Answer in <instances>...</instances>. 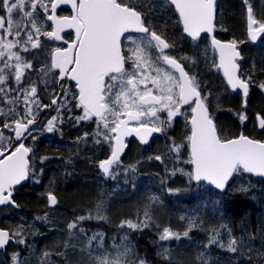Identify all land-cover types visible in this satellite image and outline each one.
Listing matches in <instances>:
<instances>
[{
  "label": "snow or ice",
  "instance_id": "6c2138e0",
  "mask_svg": "<svg viewBox=\"0 0 264 264\" xmlns=\"http://www.w3.org/2000/svg\"><path fill=\"white\" fill-rule=\"evenodd\" d=\"M137 2L0 0V103L6 106L0 107V206L19 207L13 199L15 186L30 175L36 177L30 163L33 148L24 141L30 137L35 142L37 137L33 133L41 128L48 133L59 131V125L64 122L61 109L70 113L72 107L82 112L74 118L77 124L94 120L97 128L94 142L100 144L102 137L109 145L110 155L99 162L106 176H112L114 169L121 166V156L127 147L125 137L135 135L141 144H148L154 133L166 135L176 118L184 117L191 126V134L186 138L190 147L188 163L194 166L187 173L189 180L207 181L223 191L237 174L264 177V141L243 133L230 139L222 136L210 111L208 95L201 92L196 76L189 75L184 64L169 54L167 50L175 45L147 23L145 9L150 10L152 5L141 2L137 7ZM242 2L246 6L248 38L256 42L264 36V18L257 17L251 0ZM61 4H70L75 14L58 16ZM159 7L174 8L183 32L193 42L200 40L202 33L211 35L216 28L217 0H163ZM66 28L75 30L74 39L62 35ZM47 41H63L67 47L50 46ZM211 46L219 53V63L214 66L223 70L231 91L240 90L242 94V110L236 116L243 124L249 119L246 109L250 87L255 84L264 92V82L256 84L252 74L240 73L237 60L241 53L236 40L222 42L212 35ZM260 71L264 73V68ZM66 81L75 82V92L65 86ZM41 90L49 94V103L42 102ZM184 106L190 108V120ZM46 109H54L57 115L41 125L37 117ZM256 120L264 130V114H257ZM5 129L9 135H5ZM182 147L172 142L169 152L179 154ZM46 159L41 157V164ZM149 159L163 163L160 155ZM127 170L135 171V165ZM46 199L49 206L58 203L52 192L46 193ZM157 199L150 197V202ZM96 209L95 217L90 213L68 223L69 235L74 234V229L84 233V228L79 227L82 221L104 219L101 205L97 204ZM46 217L47 214L36 219ZM125 226L134 232L152 227L148 206L143 219L122 221L120 227ZM195 227L197 224L192 219L183 233L164 227L159 231L158 241L179 240L181 235L188 237ZM220 229L228 236L226 243ZM24 231V221L16 230L0 229V251H6L10 243L29 247ZM210 231L212 235L205 248L215 245L235 254L246 247L245 239L234 236L227 225ZM98 237L102 238V234L88 237L89 245ZM122 240L128 241L127 234ZM65 248L75 251L71 244ZM57 255L66 258L67 252ZM133 255L129 242L116 255L101 253L94 260L95 264H148L146 257L137 255L133 259ZM157 255L171 264L169 247L161 244ZM49 256L45 251L40 264H50ZM196 258L201 264H213V257L206 252H199ZM9 260L10 264H28L27 258L17 251L9 254Z\"/></svg>",
  "mask_w": 264,
  "mask_h": 264
},
{
  "label": "trees",
  "instance_id": "16d2710c",
  "mask_svg": "<svg viewBox=\"0 0 264 264\" xmlns=\"http://www.w3.org/2000/svg\"><path fill=\"white\" fill-rule=\"evenodd\" d=\"M237 0H228L226 3H218V14L216 16V33L222 36L225 31L226 39L236 40L239 34H243L245 11L239 9ZM260 11L264 14V3L257 4ZM140 3L137 2V7ZM224 9V13L222 11ZM160 19V18H159ZM163 28L169 26L167 19H160L158 22ZM245 33V31H244ZM178 37L177 34L173 35ZM258 53L247 54V62L242 63L244 67L250 68L251 64L253 69L257 71L254 79L256 84L264 82V73L260 69L264 68V40L259 44ZM247 64V65H246ZM249 71H247L248 73ZM224 80V79H223ZM225 81V80H224ZM249 96L247 97V109L246 113L249 119L241 124L238 120L236 113L242 110V94L240 92H233L227 86L226 82L219 84L211 83L205 89L206 95H208V104L211 113L216 116L220 115L221 124L219 125V131L225 136H235L240 133L249 135L252 138L261 139L264 141V130L258 127L256 115L258 113L264 114V92H262L255 84L250 87ZM45 137H40V142H43ZM86 160L82 159L85 163ZM45 171H47L45 169ZM49 171V170H48ZM47 171V172H48ZM46 172V173H47ZM81 174V186L72 187L70 190L62 191L57 188V206L55 209H61L63 206L65 211L70 215L84 211L96 202L104 200L108 194L102 190H107L101 186L106 185L107 181L101 179L95 180L89 178V176L83 175L84 171L80 170ZM50 175L49 172L47 174ZM51 179H56L54 182L61 186V178L51 175ZM50 181V179L48 180ZM162 177L157 172H146L143 177L130 178L129 197L130 202L134 201V198L143 187L149 188L151 195L158 197L157 201L162 207L158 214H163L164 218H177L184 217L183 220L192 219L196 222L197 227L193 228L189 232L192 237V251L178 249L179 261L184 264H201L197 260V254L199 252H206L213 257V264H226V262H232L233 264H264V178L260 176H253L249 174H237L229 182L225 191H220L215 188L208 187L202 184L198 188H193L190 184H178L179 190H183L184 194L175 196V189L178 186L166 187L171 189L169 194L165 192L164 183H161ZM190 182V181H189ZM241 189H246L242 191ZM102 193V194H101ZM123 192L115 194L112 199L117 200L114 202L112 209L109 210L110 216L116 217L122 215L125 217L132 207L128 206L129 201L122 200L121 196ZM140 196V195H139ZM119 197V198H118ZM18 203L22 206L23 212H41L48 204L46 196H39L34 192H19L16 196ZM68 201L69 205L65 206V202ZM106 204V202H105ZM50 207V206H49ZM168 207V208H166ZM8 207H5L6 209ZM10 208V207H9ZM51 208V207H50ZM170 208V209H169ZM79 210V211H78ZM169 210V211H168ZM62 211V210H60ZM2 210L0 211V213ZM175 212V213H174ZM176 218V219H177ZM176 221V220H174ZM19 218H10L2 220L0 218V228L11 230V226L19 223ZM102 222V221H100ZM104 223V222H102ZM227 225L232 230V234L236 237H243L245 239L246 247L239 253L230 255L227 251L219 250L216 246H210L205 248L208 244L209 236L212 235L210 229L213 227H219L220 225ZM113 229V226H109ZM185 230V229H184ZM221 234L225 235V230L220 229ZM156 234H151L149 229L138 231L133 236V241L136 244L138 253L142 256V250L147 253L148 262L154 264V259L149 257V254L156 253V244H151V240L156 239ZM32 248H26L21 246L19 249H12L13 243H10L6 251L0 253V264H10L9 254L13 251H19L21 257L26 254L28 264H40V261L35 262L28 259L29 256H35L36 258L42 257V254L47 251L54 254L57 264H82L81 262L69 261L68 256L62 258L57 255L58 252H62L59 247L61 239L57 236L56 232H49L42 230L35 238ZM249 248L251 253L249 255ZM64 252V251H63ZM195 262L194 263V257ZM251 256V259H250ZM3 258V259H2ZM193 261V263H191ZM160 264H169V261L159 260ZM221 262V263H220ZM230 263V264H232Z\"/></svg>",
  "mask_w": 264,
  "mask_h": 264
},
{
  "label": "flooded vegetation",
  "instance_id": "af4514ba",
  "mask_svg": "<svg viewBox=\"0 0 264 264\" xmlns=\"http://www.w3.org/2000/svg\"><path fill=\"white\" fill-rule=\"evenodd\" d=\"M145 4H151L152 7L150 10L147 8L146 18L156 19L157 23L160 19H167V23L169 26H164V28L158 23L156 25L157 31L160 34H164V36L169 40V42L173 43L174 48L167 50L170 55L176 57L182 64L185 66V70L189 73V75L196 76L197 80L200 83V90L203 94L206 95L205 89L211 83L219 86V83L223 79L222 72L219 68L214 65L218 64V57L216 50H214L211 46V38L210 35L204 33L201 35L200 40L193 42L190 38L187 37L189 42L187 43L186 37L183 34L182 26L179 25L176 21V18H179L178 13L175 12L174 8L170 7H159L160 4L163 3V0H138ZM239 3V9L245 11L244 4L242 0H237ZM227 0H223V3H226ZM251 3L254 7L255 14L258 18L262 14L257 4L264 3V0H251ZM224 13V9L222 14ZM58 16H71L74 15V12L71 6L68 5H60L57 9ZM264 15V14H263ZM160 18V19H159ZM50 23V22H49ZM245 25L243 34H239L237 38L238 48L241 53V58L238 59L240 64V73L244 75L252 74L255 76L254 71H252L253 66L250 68L244 67L242 63L247 62V54L252 51L259 49V44L262 40H264V36L260 37L257 41L252 42L249 40L247 35V19L244 21ZM50 30V29H48ZM245 31V33H244ZM177 34L178 37H174L173 35ZM62 35L66 39H74L75 38V30L66 28ZM222 39H225V31L223 32ZM46 40V38H43ZM127 43V42H126ZM47 45L50 46H58V47H67L63 43V41H47ZM184 53L183 56L181 54ZM254 52H252L253 54ZM43 59L45 58L42 54ZM183 57H188L189 59L184 60ZM194 61V62H193ZM247 65V64H246ZM167 68V66H164ZM247 71H250L247 73ZM65 86L70 88L72 92L76 91L75 82L66 81ZM40 97L42 98L43 103H49V94L41 90L39 92ZM75 101H73V104ZM0 107H6L2 103H0ZM187 110L188 120L191 119V111L188 106H184ZM56 111L54 109H46L39 113L37 119L41 125L47 121L51 116L56 115ZM82 112L80 109L72 107L71 112H67L64 109H61V117L63 119V124L59 125V131L48 133L46 130L42 128L33 133L37 137L36 141L33 142L29 137L24 141L26 146L32 147L33 152L30 153V163L32 167L36 171V177L30 178L22 182L20 185L15 186V190L13 192V199L19 207H13L11 205H6V207H13V210H21L22 206L19 204L16 196L19 192H34L37 195L45 194V192H41L44 183L49 182L51 179V175L54 177L61 178V186L57 187L62 191L70 190L72 187L78 184L79 179L81 178L80 170H83V175L89 176L91 179L95 180H103L107 181L106 185L101 186L103 188H107V190H102L104 192H109L111 190V184L108 179L113 180V175L116 176L119 174L118 170L115 168L112 176H106L103 174L102 170L99 168V162L108 158L110 155V148L107 143L103 142V138L101 139V145H104L103 151H98L96 148H89L88 144L97 138L95 133L97 131L96 124L93 121H81L79 124L76 123L75 117L81 115ZM163 115V114H162ZM217 122V119H216ZM8 134V132H5ZM85 133H88V136H85ZM191 134V126L188 124L184 117H177L173 122L171 128L167 130V134H159L151 136L148 144H141L139 140L135 137L127 138V148L123 156L121 157L122 165L125 163L128 167L135 165V173L145 175L146 172H157L161 176H164L161 171H165L168 166L170 169L175 172V176L178 178H186L183 174H187L188 172L193 171V165L188 163L190 160V147H188L187 136ZM94 135V136H92ZM40 137H45L43 142H40ZM172 142L182 144L179 154L170 153L169 147ZM98 145V144H96ZM152 155L153 157L156 155H160L163 159V163L161 161H157L154 159L144 161L147 159V156ZM41 157H47L48 159L44 160L43 164L40 162ZM133 159V161H129ZM86 160L85 163L82 162ZM133 162L132 164H130ZM120 168V167H119ZM42 169V172H41ZM49 172V176L47 175ZM47 172V173H46ZM38 179L39 183L35 182ZM189 179V178H188ZM54 179L53 181H55ZM122 181V180H121ZM77 183V184H76ZM81 185V184H80ZM57 188L50 189L49 192H52L57 196ZM42 196V195H41ZM59 202V201H58ZM5 206H3L4 208ZM15 208V209H14Z\"/></svg>",
  "mask_w": 264,
  "mask_h": 264
},
{
  "label": "rangeland",
  "instance_id": "374dc122",
  "mask_svg": "<svg viewBox=\"0 0 264 264\" xmlns=\"http://www.w3.org/2000/svg\"><path fill=\"white\" fill-rule=\"evenodd\" d=\"M138 3H140V1H138ZM260 18H264L263 13L260 15ZM42 40H43V37H42ZM258 51L259 49H256L252 52L258 53ZM41 59H43L42 54H41ZM252 71L257 73V71H255L253 68H252ZM3 131L4 133L8 132V130L6 129ZM5 135H9V133L8 134L5 133ZM223 137L225 136L223 135ZM94 141L93 139H91V142L88 144V147L96 148L100 152L103 151L104 145H101V144L96 145L97 143H95ZM150 156L152 155H149L146 158H143V159H147L144 161L151 160V159L148 160ZM129 161H133V159L130 158ZM116 169L118 170L119 174L117 176L116 174H114L113 180L108 179V181L112 183L110 186L111 190L107 193H104V194H108V196L104 197V200L96 202L94 205L88 207L85 213L84 211H82V213L77 212L76 214L72 213V215H70L67 211H65L66 209H64L63 206L61 207V209L54 210V207L50 208L49 205H47V207L43 211L36 212V213H33V212L25 213L22 210H13L11 208H6V209L3 208L2 212L0 213V218L2 220L6 218L7 219H10V218L18 219L19 218L20 222L11 226L10 228L11 230H16L20 226L22 221L25 222V231L23 235L27 241V245L29 246L27 248H32L35 242L34 238L42 230H47L49 232H54V233L56 232L57 236L61 239V244L59 245V247L62 249L60 250L67 252L69 261L73 260L75 262H81L82 264H95V260H94L95 256L101 253H106L110 256H114L117 254L118 251L122 250V248L129 242L132 246L133 253H134V255L132 256L133 259L135 258V256L138 255L140 257H146V259L148 260L147 253L142 250V256H141L138 253L136 244L133 241V236L136 235L137 232H134L128 229L126 226L123 228L120 227L122 221L132 220L135 222L137 221V219H143L145 208L146 206H148L149 214L151 216V223L153 225L152 227L148 229L151 234L157 235L155 240H151L152 245L153 244L157 245L156 247L157 251L155 254H149V257L154 259V264H160L159 260L166 261L165 259L157 255L158 251L160 250V245L162 244L164 246L169 247L171 264H181V262L179 261V258L177 257L178 249L182 247L185 250L192 251L191 250L192 246L190 244V242L192 241L189 240L187 237H183L181 235V238L179 240H170V241L160 242L158 241V234H159V231H162L164 227H170L175 232L183 233L184 229H186L188 226L189 219L184 222L180 218H177V214L175 212H174L175 213L174 219H171L170 217L163 219L164 217L163 214H158V211H161L160 207H162V205H160L157 200L155 202H150V197H153V196L150 194V192H146V187H143L142 190L136 194L134 201L130 202L128 200V198H130L129 190L131 189L130 178L138 177V175L134 171L127 170L129 169V167L125 163L123 165L121 163L120 168H116ZM161 173L164 175L163 180L166 183L169 180L173 182L177 180V178L174 177L175 175L173 176L172 174L173 171L170 169V166H168V168H166L165 171L162 170ZM183 176H185L186 179L188 180L189 177L186 173L183 174ZM121 180H123L124 183L121 182ZM81 181L82 179L78 182V184L76 183L77 185H75L74 187L81 186L80 185ZM43 183H44V186L41 192L44 191L45 194H40L39 196L41 195L46 196V193L49 192L50 189L52 188L56 189L58 187L57 183H55L53 180H50L49 182H43ZM119 192H123V195L119 197H121L122 200L124 201L128 200L129 201L128 206L132 208L128 212H126L127 215L125 217L120 215V216H116L112 218L109 214V210L112 209L114 202L117 201L115 199H112V197H114L115 194ZM97 204L101 205V214L105 218L104 219L93 218L90 220L82 221L80 222L79 227L84 228L85 230L84 233H80L78 230L74 229L72 230L74 234L69 235V230L67 228L68 223L75 220V218L78 216H82V215L86 216V215H89L90 213L93 215V217H95L96 212H97V209H96ZM64 205L68 206L69 205L68 201H66ZM157 208H158V211H157ZM45 214H47L46 219H36V217L38 216L43 217L45 216ZM174 220L176 221L174 222ZM109 226H113L114 228L110 229ZM94 233L102 234V238L98 237L97 239L92 240L91 244L89 245L88 237L92 236ZM126 234L128 236V241L122 240V237H124ZM66 244L74 245L75 251L65 248ZM98 245H102V247H98ZM21 246H25V245H17L13 243L12 249L16 250V249H19ZM218 249L225 251L220 248ZM49 253H50V256H49L50 264H57L56 259L54 258V254H52L51 252ZM227 253H229L230 255H234V253H230V252H227ZM26 256L27 254L24 256V258ZM28 259L33 260L35 262H38L41 260L40 258H36L35 256H29ZM193 261L194 263H196L195 257ZM193 261H191V263H193ZM148 264H153V263L148 262Z\"/></svg>",
  "mask_w": 264,
  "mask_h": 264
},
{
  "label": "water",
  "instance_id": "95a60500",
  "mask_svg": "<svg viewBox=\"0 0 264 264\" xmlns=\"http://www.w3.org/2000/svg\"><path fill=\"white\" fill-rule=\"evenodd\" d=\"M61 5H68V6H71L70 4H61ZM75 14V13H74ZM213 34V33H212ZM222 41V40H221ZM222 42H228V41H222ZM217 54H218V60H219V53H218V51H217ZM222 70V69H221ZM240 70V69H239ZM222 72H223V70H222ZM154 134H156V133H154ZM153 134V135H154ZM132 136H134V137H136L135 135H132ZM246 136H248V135H246ZM128 137H131V136H128ZM128 137H125V143L127 144V142H126V139L128 138ZM237 137V136H236ZM249 137V136H248ZM137 138V137H136ZM233 138H235V137H233ZM251 138V137H250ZM138 139V138H137ZM149 139H150V137H149ZM252 139H254V138H252ZM139 140V139H138ZM256 140H259V139H256ZM262 141V140H261ZM127 148V147H126ZM126 148H125V150H126ZM125 150H124V152H125ZM123 155V154H122ZM248 174V173H247ZM250 175H253V174H250ZM254 176H256V175H254ZM24 182V181H23ZM197 182V181H196ZM204 182H206L208 185H210V186H213V187H215L214 185H212V184H209L207 181H204ZM22 183V182H21ZM56 206V205H55ZM0 208H1V206H0Z\"/></svg>",
  "mask_w": 264,
  "mask_h": 264
},
{
  "label": "bare ground",
  "instance_id": "6f19581e",
  "mask_svg": "<svg viewBox=\"0 0 264 264\" xmlns=\"http://www.w3.org/2000/svg\"><path fill=\"white\" fill-rule=\"evenodd\" d=\"M38 214V213H37ZM161 257V256H160Z\"/></svg>",
  "mask_w": 264,
  "mask_h": 264
}]
</instances>
